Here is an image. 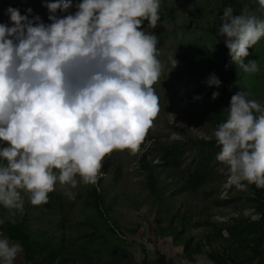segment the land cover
I'll return each instance as SVG.
<instances>
[{
	"label": "clouds",
	"instance_id": "1",
	"mask_svg": "<svg viewBox=\"0 0 264 264\" xmlns=\"http://www.w3.org/2000/svg\"><path fill=\"white\" fill-rule=\"evenodd\" d=\"M161 3L55 0L44 4L47 24L38 15L30 19L31 8L26 15L6 10L11 26L0 24V206L23 209L22 191L32 205L46 204L57 183L74 199L77 177L97 185L107 155L140 150L160 111L154 85L164 68L159 37L141 26L157 25ZM256 3L258 9L244 7L239 15L225 7L220 17L230 64L246 74L260 71L257 60L245 63L249 49L264 39V0ZM73 7L74 14H57ZM170 62L177 66L175 55ZM205 83L218 89L222 82L213 73ZM224 111L227 118L213 133L216 160L228 166L229 183L238 189L264 187V105L240 91ZM21 252L0 231V264H14Z\"/></svg>",
	"mask_w": 264,
	"mask_h": 264
},
{
	"label": "rangeland",
	"instance_id": "2",
	"mask_svg": "<svg viewBox=\"0 0 264 264\" xmlns=\"http://www.w3.org/2000/svg\"><path fill=\"white\" fill-rule=\"evenodd\" d=\"M12 4L25 11L31 8V19L38 15L50 23L41 0ZM7 9L0 2V24L11 26ZM160 16L163 20L155 27L143 30L159 37L158 58L164 68L154 85L160 111L140 150L107 155L97 185L77 177L78 186L71 189L74 199L59 183L46 204L32 205L22 191L23 209L0 206V218L5 219L0 231L6 236L10 224H22L31 242L59 249L56 262L64 257L68 264H155L158 259L164 264H260L250 224L260 219L256 196L264 199V187L238 189L229 183L228 166L217 160L211 177L195 190L186 184L185 174L197 159L199 142L216 140L217 126L207 118L213 107L224 111L240 91L264 105V39L245 58V63L257 60L260 71L246 74L230 64L219 35L222 15L216 0H162ZM174 55L175 68L170 62ZM213 73L222 82L218 89L205 83ZM216 91L219 97L213 100ZM178 145L186 151L183 165L171 171L160 155ZM213 149L215 155L220 151L217 145ZM9 239L22 248L14 264H31L22 245Z\"/></svg>",
	"mask_w": 264,
	"mask_h": 264
},
{
	"label": "trees",
	"instance_id": "3",
	"mask_svg": "<svg viewBox=\"0 0 264 264\" xmlns=\"http://www.w3.org/2000/svg\"><path fill=\"white\" fill-rule=\"evenodd\" d=\"M17 0H0L4 4L5 7H13L18 8L22 15H26L27 11L14 6L12 3ZM43 4L55 2V0H41ZM78 2H82V0H72V3L75 5ZM217 5L219 6V12L223 16V9L225 7L231 6L236 11H234V15H239L240 11L244 7H248L250 9H258L259 5L256 3V0H216ZM48 10V9H47ZM77 9L73 7L69 10V13H60L59 15H67L74 14ZM259 14V13H258ZM160 21L163 20V17L160 16ZM31 19V17H29ZM151 25L147 21H145L141 28L144 30L147 26ZM210 61H214L213 57L209 56ZM232 76V74L230 75ZM207 118L210 122L217 126L219 123L224 122L227 118V113L223 111L220 106L213 107L211 111L208 113ZM200 149L197 156V159L192 162V164L186 169L185 174V182L189 188L195 190L202 185H204L207 180L212 175V162L216 160V155L213 147L217 145L216 140L213 141H200ZM5 146H7L5 144ZM213 149V150H212ZM186 151L184 146H172L169 148H165L162 150L160 158L163 162V166L171 171H177L182 168L183 158ZM96 194V193H95ZM97 197V195H96ZM258 202L261 204V216L258 221H254L250 224V227L254 229L256 238L254 239L255 247L254 252L260 258V264H263L264 258V199L260 196H256ZM98 198V197H97ZM8 234L9 237L19 242L24 249V257L31 264H68V261L64 259V257H60L59 261L56 262L58 257L59 249H50V248H42L40 245L31 242L28 235L24 233V227L22 224H10L8 226ZM116 250V248H114ZM41 254L43 257L36 261L34 256ZM155 264H164L162 259H158Z\"/></svg>",
	"mask_w": 264,
	"mask_h": 264
}]
</instances>
